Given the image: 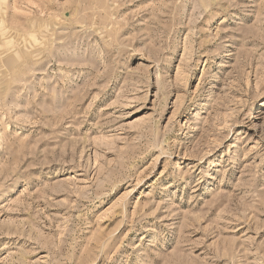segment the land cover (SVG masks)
I'll list each match as a JSON object with an SVG mask.
<instances>
[{
    "label": "rangeland",
    "instance_id": "374dc122",
    "mask_svg": "<svg viewBox=\"0 0 264 264\" xmlns=\"http://www.w3.org/2000/svg\"><path fill=\"white\" fill-rule=\"evenodd\" d=\"M0 264H264V0H0Z\"/></svg>",
    "mask_w": 264,
    "mask_h": 264
},
{
    "label": "bare ground",
    "instance_id": "6f19581e",
    "mask_svg": "<svg viewBox=\"0 0 264 264\" xmlns=\"http://www.w3.org/2000/svg\"><path fill=\"white\" fill-rule=\"evenodd\" d=\"M248 184V183H247ZM237 189V188H236Z\"/></svg>",
    "mask_w": 264,
    "mask_h": 264
}]
</instances>
